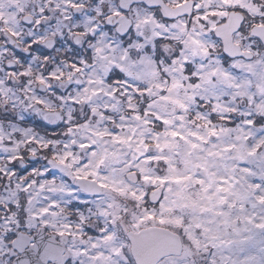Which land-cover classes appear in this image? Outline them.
Returning <instances> with one entry per match:
<instances>
[{
	"label": "snow or ice",
	"instance_id": "snow-or-ice-1",
	"mask_svg": "<svg viewBox=\"0 0 264 264\" xmlns=\"http://www.w3.org/2000/svg\"><path fill=\"white\" fill-rule=\"evenodd\" d=\"M0 264H264V0H0Z\"/></svg>",
	"mask_w": 264,
	"mask_h": 264
}]
</instances>
